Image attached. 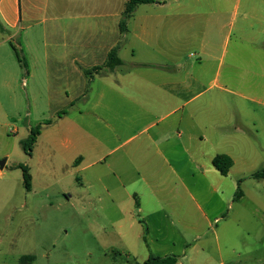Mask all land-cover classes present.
Returning <instances> with one entry per match:
<instances>
[{
  "label": "crops",
  "instance_id": "obj_1",
  "mask_svg": "<svg viewBox=\"0 0 264 264\" xmlns=\"http://www.w3.org/2000/svg\"><path fill=\"white\" fill-rule=\"evenodd\" d=\"M117 2L115 10L114 0H0V103H7L0 110L20 108L35 95L33 85H48L57 42L59 78L72 91L65 97L83 98L73 120L72 166L90 172L81 181L89 183L94 208L123 215L113 223L143 224L139 236L153 253L147 260L264 264L247 250L228 260L220 245L225 229L239 239H264V209L241 206L229 214L245 195L227 200L224 189L226 178H239L240 189L243 179L227 176L257 160L264 143V0H155L136 7L124 33L127 0ZM117 46L122 64L110 70L107 55ZM90 71L96 88L76 91ZM82 135L92 140L81 142ZM219 155L231 160L226 176L212 165ZM5 159L0 243L15 246L28 236L31 187L5 175Z\"/></svg>",
  "mask_w": 264,
  "mask_h": 264
},
{
  "label": "rangeland",
  "instance_id": "obj_2",
  "mask_svg": "<svg viewBox=\"0 0 264 264\" xmlns=\"http://www.w3.org/2000/svg\"><path fill=\"white\" fill-rule=\"evenodd\" d=\"M115 1L117 0H114L116 10L120 2ZM140 12L141 10L137 15ZM95 24L87 22V30L90 26L94 30ZM58 48L57 42H51V80L48 85L43 86L40 82L38 91L33 85L35 95L32 99L23 98L20 108L12 111L0 110V159L9 157L5 175L22 177L21 170L13 167L22 165L28 168L33 207L31 223L28 219L27 238H20L15 246L0 243V264H20V258L24 256L33 257L29 264H144L153 254L151 246L145 244L139 236L145 232L144 225L135 223L127 226L122 219L113 223V216L121 218L123 215L108 213L104 208H94L95 203L90 200L92 192L88 188L89 183L81 181L90 172L87 170L79 173L72 166L76 156L72 149L76 142L73 120L77 108L83 104V98L72 102L66 99L65 94L70 95L72 91L59 78L55 64L58 55L55 51ZM127 49L124 48L122 52L124 60H129L130 50ZM95 73L90 71L88 79L83 78L81 85L75 87V90L90 94L91 88H96V81L99 79ZM90 78L95 79L93 85L89 82ZM37 81L35 77L33 82L36 85ZM28 86H31L30 82ZM71 104L73 105L70 106ZM28 123L31 124L30 129L40 126L30 157L23 153L19 144L29 135L30 129L26 128ZM16 129L17 133H13ZM69 130H72L70 134ZM64 133H67L66 137ZM91 140L83 135L81 137V142ZM259 141L264 142V139L260 137ZM259 148V158L250 165L242 166L239 176H227L243 179L240 190L245 195L242 201L231 203L229 214H233L241 206L264 209V182L250 177L253 172L264 167V143ZM94 171L103 172V167L97 166ZM238 179L224 180L227 200L236 201ZM227 209L229 207H226V211ZM17 221L20 222V215ZM258 224L263 225L264 219ZM260 229L261 226L258 227ZM180 232L174 231L177 234ZM241 237L242 235L234 236L232 230L225 229L222 232L220 245L224 256L234 261L235 252L247 250L251 252L250 258L260 257L264 262V239H239ZM168 248L169 246L166 249Z\"/></svg>",
  "mask_w": 264,
  "mask_h": 264
},
{
  "label": "trees",
  "instance_id": "obj_3",
  "mask_svg": "<svg viewBox=\"0 0 264 264\" xmlns=\"http://www.w3.org/2000/svg\"><path fill=\"white\" fill-rule=\"evenodd\" d=\"M154 2L155 0H127L122 13L121 20L119 22L120 32L121 33L125 32L126 23L134 13L137 6L143 4H152ZM0 30H2L1 25H0ZM117 51H118V46L113 48L107 55L106 67L110 70H113L115 67L120 66L122 64V61L118 58ZM15 54L18 62L22 63V60L19 54L16 52V50H15ZM39 130H40V126H36L35 128L30 129L28 137L19 142L23 153L28 157H30L32 154L33 147L36 143L37 137L39 136ZM212 165L219 172L220 175L226 176L231 166V160L226 156L219 155L212 160ZM16 168L21 170V176H22L24 188L25 190L29 191L31 187L30 185L31 176L29 174L28 168L22 165H17ZM250 177L255 180H264V167L252 173ZM240 182H241L240 180H238L237 182L238 188L235 194L236 195L235 199H238L241 196V191L239 189ZM32 260L33 257L31 256L21 257L20 264H25L27 261L31 262ZM176 262H177V257L171 255L166 257H150L147 261H145L144 264H175Z\"/></svg>",
  "mask_w": 264,
  "mask_h": 264
},
{
  "label": "water",
  "instance_id": "obj_4",
  "mask_svg": "<svg viewBox=\"0 0 264 264\" xmlns=\"http://www.w3.org/2000/svg\"><path fill=\"white\" fill-rule=\"evenodd\" d=\"M5 162H6V159L3 158V159H0V169L2 170L4 165H5Z\"/></svg>",
  "mask_w": 264,
  "mask_h": 264
}]
</instances>
